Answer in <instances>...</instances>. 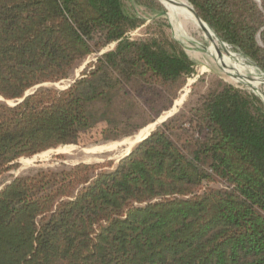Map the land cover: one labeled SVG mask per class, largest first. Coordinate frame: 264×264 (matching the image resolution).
Masks as SVG:
<instances>
[{"label": "trees", "instance_id": "16d2710c", "mask_svg": "<svg viewBox=\"0 0 264 264\" xmlns=\"http://www.w3.org/2000/svg\"><path fill=\"white\" fill-rule=\"evenodd\" d=\"M188 2L264 71V1ZM141 25L123 0H0V176L137 133L124 99L150 123L173 107L195 63L174 41L130 38ZM92 55L67 89L17 104ZM0 264H264V101L220 83L117 164L15 178L0 190Z\"/></svg>", "mask_w": 264, "mask_h": 264}, {"label": "rangeland", "instance_id": "374dc122", "mask_svg": "<svg viewBox=\"0 0 264 264\" xmlns=\"http://www.w3.org/2000/svg\"><path fill=\"white\" fill-rule=\"evenodd\" d=\"M183 1L192 7L188 0ZM254 1L263 9L264 0ZM123 2L127 11L142 21L141 27L129 34L130 38L174 41L195 63V73L187 78L173 107L164 112L155 122L150 123L145 115L140 114L141 108L133 99L131 101L124 99L123 106L131 105L134 109L133 112L137 113L134 116V122L141 126L137 133L116 141H101L88 146L68 145L71 147L65 148V151L56 148L46 156H34L33 159L22 158L18 161L15 169L0 176V190L17 177L34 175L41 170H61L80 163L97 164L112 161L117 164L122 157L132 153L139 145V142L134 145H131V142L143 129L155 124L151 131L155 130L158 121H162L170 114L186 112L197 106L201 98L220 83L231 84L236 88L254 93L264 101V71L228 44L222 42L213 30L210 36L194 15L190 18L182 11L171 15V12L174 13L175 10L172 7L173 4L168 5L167 0H123ZM162 10L165 11V15L161 13ZM257 40L259 45L264 48V38L261 34L258 35ZM115 47L116 44H112L102 53L111 51ZM99 55L87 58L70 80L57 84H45L44 87L58 90L67 88L72 81L80 77L90 64L96 62ZM8 104L12 105L15 102H8ZM213 186L225 188L222 184Z\"/></svg>", "mask_w": 264, "mask_h": 264}, {"label": "water", "instance_id": "95a60500", "mask_svg": "<svg viewBox=\"0 0 264 264\" xmlns=\"http://www.w3.org/2000/svg\"><path fill=\"white\" fill-rule=\"evenodd\" d=\"M169 1L176 2V4H177L178 6L183 7V8H186L189 12L192 13V15H194V16L196 17V19L199 21V24H200V25L206 30V32H207L210 36L212 35V29L202 21V19H201L196 13H195V10H194L192 7H190L188 4L179 3V2H177L176 0H169ZM75 81H76V79H75L74 81H72V82L69 84L68 87H70ZM44 85H45V84L39 85V86H37L35 89H33L32 91H29L28 93H26L25 97H24L22 100L17 101V104L23 102V100H24L27 96H29L30 94L34 93V91L37 90L38 88L44 87ZM68 87H67V88H68ZM67 88H65V89H67ZM0 101H5V100H4L2 97H0ZM175 114H176V113L170 114V115H169L167 118H165L163 121H158V123L156 124V126H159L160 124L164 123L165 121H167L169 118H171V117L174 116ZM159 122H160V123H159ZM153 131H154V130H153ZM153 131H152V132H153ZM152 132H151V133H152ZM151 133H150L148 136H146L145 138H143L141 141H139V144H140L141 142H143L144 140H146V139L151 135ZM130 155H131V153H129L128 155L122 157V158L120 159V161L123 160V159H125V158H127V157L130 156Z\"/></svg>", "mask_w": 264, "mask_h": 264}, {"label": "bare ground", "instance_id": "6f19581e", "mask_svg": "<svg viewBox=\"0 0 264 264\" xmlns=\"http://www.w3.org/2000/svg\"><path fill=\"white\" fill-rule=\"evenodd\" d=\"M168 1V5H172V7L174 8V13H172L171 12V15H173V14H175L176 12H178V11H182V13H184L187 17H190V18H192L193 17V15H192V13L191 12H189L186 8H183V7H179L177 4H176V2H173V1H169V0H167ZM177 2H179V3H184L185 4V2L183 1V0H176ZM172 8V9H173ZM181 99V98H180ZM164 120V119H163ZM162 120V121H163ZM155 126V124H152L151 126H149V127H147V128H145V129H143L137 136H136V138H135V140L134 141H132L131 142V145H134L135 143H137V142H139V141H141L143 138H145L146 136H148L152 131H151V129L153 128ZM158 127V126H157ZM156 127V128H157ZM151 131V132H150ZM130 142V141H129ZM113 143V142H112ZM68 147H71V146H64V147H58V148H60V149H64V151H65V148L67 149ZM59 149V150H60ZM84 149V148H83ZM52 150V149H51ZM50 150V151H51ZM85 150V149H84ZM86 150H87V148H86ZM50 151H47V152H44V153H42V154H39V155H36L37 157L38 156H46ZM67 152V151H66ZM87 152V151H86ZM91 153H93V152H91ZM94 154V153H93ZM49 155V154H48ZM35 158V157H34ZM42 158V157H41ZM25 159V158H24ZM33 159V158H32ZM29 160V159H28ZM30 161V160H29ZM28 163V162H27Z\"/></svg>", "mask_w": 264, "mask_h": 264}]
</instances>
